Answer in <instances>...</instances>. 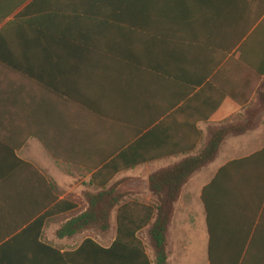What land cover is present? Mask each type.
I'll list each match as a JSON object with an SVG mask.
<instances>
[{"label":"crops","instance_id":"1","mask_svg":"<svg viewBox=\"0 0 264 264\" xmlns=\"http://www.w3.org/2000/svg\"><path fill=\"white\" fill-rule=\"evenodd\" d=\"M263 21L264 0H0V264H156L150 226L113 247L116 210L106 236L56 234L103 188L159 204L151 176L249 121L182 187L168 263L264 264ZM221 172L237 212L209 216Z\"/></svg>","mask_w":264,"mask_h":264},{"label":"trees","instance_id":"2","mask_svg":"<svg viewBox=\"0 0 264 264\" xmlns=\"http://www.w3.org/2000/svg\"><path fill=\"white\" fill-rule=\"evenodd\" d=\"M262 27L263 29L261 31L264 39V21ZM262 69L264 72V61ZM261 89L260 100L264 101V81ZM254 127L255 125L253 122L249 121L243 126H240L239 129L225 128L223 131L221 130L222 133L220 132L215 135L214 140L210 142L202 157L186 160L179 166L151 176L149 180L150 192L158 197L159 204L154 206L121 204L125 198V194L118 191L117 187H112L110 189L103 188L102 191L96 194H87L86 197L89 203L88 210L80 216L63 224L57 231V237L59 239L72 238L87 230H95L103 236L111 230V219L113 212L116 210L117 238L113 247H143V242L139 238V234L146 227L150 226L148 234L155 252V263L169 264V227L172 222L175 203L179 198L182 187L187 183L196 170L215 160L223 140L229 134L237 136L242 135L252 130ZM222 179L223 175L221 172L217 176L215 182L203 191V202L206 205L209 216L212 213L237 212L236 204L233 203V201H230V203H232L230 204L228 201V197L231 198V196H227L223 189L220 188V182ZM260 180L264 182V177L260 178ZM263 204L264 193L262 196V206ZM61 207L63 206H57L54 211L62 209ZM39 223L40 220L37 224L41 225ZM33 227L31 229H33ZM83 246H93L98 248L103 260L109 259L115 253L114 249L106 250L101 248L92 239H87L83 243ZM248 256L250 257V255ZM217 258V255L211 252V264H218ZM246 261H248V259H245V262L242 264H246ZM239 262L240 260H232V262H229L228 264H239Z\"/></svg>","mask_w":264,"mask_h":264},{"label":"rangeland","instance_id":"3","mask_svg":"<svg viewBox=\"0 0 264 264\" xmlns=\"http://www.w3.org/2000/svg\"><path fill=\"white\" fill-rule=\"evenodd\" d=\"M113 224L114 223L111 222V226H113ZM110 232H111V230L107 234H105V236L110 234ZM89 233H90V235H93V231L90 230ZM228 256H229V262H232V260H238L239 261L243 257V253L239 254L238 249H237L234 252L230 253Z\"/></svg>","mask_w":264,"mask_h":264}]
</instances>
